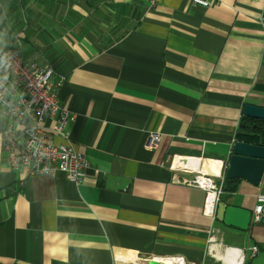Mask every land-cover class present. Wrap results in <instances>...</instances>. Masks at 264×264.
<instances>
[{
  "label": "crops",
  "instance_id": "obj_1",
  "mask_svg": "<svg viewBox=\"0 0 264 264\" xmlns=\"http://www.w3.org/2000/svg\"><path fill=\"white\" fill-rule=\"evenodd\" d=\"M18 40L62 81L91 168L81 184L13 170L22 139L0 103V264H264V218L224 222L230 205L254 213L264 176L231 180L214 215L183 183L226 176L245 106L264 107V0H0V48Z\"/></svg>",
  "mask_w": 264,
  "mask_h": 264
},
{
  "label": "built area",
  "instance_id": "obj_2",
  "mask_svg": "<svg viewBox=\"0 0 264 264\" xmlns=\"http://www.w3.org/2000/svg\"><path fill=\"white\" fill-rule=\"evenodd\" d=\"M161 1L150 0L151 6H158ZM193 2L211 7L216 0ZM17 43L18 47L13 49L0 48V103L18 124L22 139L20 146L8 150V164L16 171L24 169L29 176L62 172L81 184L91 168V162L71 142L67 124L76 117L59 97L62 81L53 80L56 74L53 67L27 61L23 57L20 40ZM50 118L55 122L53 128L46 125V120ZM57 137L64 141L58 142ZM155 139L159 141L160 136L156 135ZM183 183L198 186L208 193L205 213L214 215L216 205L225 192V176L217 181L211 175L197 173L191 179H184ZM263 218L264 195H260L252 221L261 222ZM252 252L255 256L258 247H253ZM154 262L197 264L188 263L183 256L162 257Z\"/></svg>",
  "mask_w": 264,
  "mask_h": 264
},
{
  "label": "water",
  "instance_id": "obj_3",
  "mask_svg": "<svg viewBox=\"0 0 264 264\" xmlns=\"http://www.w3.org/2000/svg\"><path fill=\"white\" fill-rule=\"evenodd\" d=\"M244 115L264 120V107L248 104L245 106ZM226 176L229 180L243 179L253 185H260L264 176V146L244 141L236 142ZM252 217V211L230 205L226 209L224 222L228 226L248 230Z\"/></svg>",
  "mask_w": 264,
  "mask_h": 264
},
{
  "label": "trees",
  "instance_id": "obj_4",
  "mask_svg": "<svg viewBox=\"0 0 264 264\" xmlns=\"http://www.w3.org/2000/svg\"><path fill=\"white\" fill-rule=\"evenodd\" d=\"M238 139L239 141L264 146V120L244 116L240 123ZM230 183L232 181L225 176L224 187L235 190V187H229Z\"/></svg>",
  "mask_w": 264,
  "mask_h": 264
}]
</instances>
